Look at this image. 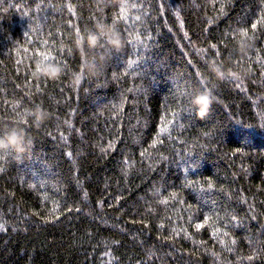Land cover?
<instances>
[{
  "label": "trees",
  "instance_id": "16d2710c",
  "mask_svg": "<svg viewBox=\"0 0 264 264\" xmlns=\"http://www.w3.org/2000/svg\"><path fill=\"white\" fill-rule=\"evenodd\" d=\"M11 132L0 264H264V0H0Z\"/></svg>",
  "mask_w": 264,
  "mask_h": 264
},
{
  "label": "clouds",
  "instance_id": "9594fccd",
  "mask_svg": "<svg viewBox=\"0 0 264 264\" xmlns=\"http://www.w3.org/2000/svg\"><path fill=\"white\" fill-rule=\"evenodd\" d=\"M115 39V37L113 38ZM113 47H117V45L113 44ZM207 100L208 104L210 103V97L206 93H201L197 95L194 100L193 104L196 108L203 110L204 109V101ZM0 146H3L5 149H17V148H23L24 142L19 137L18 133L11 132L5 137H0Z\"/></svg>",
  "mask_w": 264,
  "mask_h": 264
},
{
  "label": "snow or ice",
  "instance_id": "6c2138e0",
  "mask_svg": "<svg viewBox=\"0 0 264 264\" xmlns=\"http://www.w3.org/2000/svg\"><path fill=\"white\" fill-rule=\"evenodd\" d=\"M196 110H199L200 111V109H198V108H196Z\"/></svg>",
  "mask_w": 264,
  "mask_h": 264
}]
</instances>
